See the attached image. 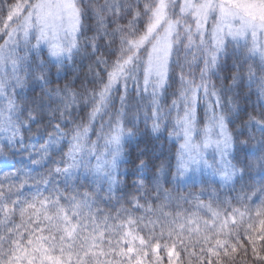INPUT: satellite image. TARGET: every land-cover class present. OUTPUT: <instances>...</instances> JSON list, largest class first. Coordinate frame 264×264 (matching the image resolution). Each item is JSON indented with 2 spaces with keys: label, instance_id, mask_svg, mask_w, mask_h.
I'll use <instances>...</instances> for the list:
<instances>
[{
  "label": "snow or ice",
  "instance_id": "1",
  "mask_svg": "<svg viewBox=\"0 0 264 264\" xmlns=\"http://www.w3.org/2000/svg\"><path fill=\"white\" fill-rule=\"evenodd\" d=\"M0 264H264V0H0Z\"/></svg>",
  "mask_w": 264,
  "mask_h": 264
},
{
  "label": "trees",
  "instance_id": "2",
  "mask_svg": "<svg viewBox=\"0 0 264 264\" xmlns=\"http://www.w3.org/2000/svg\"><path fill=\"white\" fill-rule=\"evenodd\" d=\"M253 100H255V97H253Z\"/></svg>",
  "mask_w": 264,
  "mask_h": 264
}]
</instances>
